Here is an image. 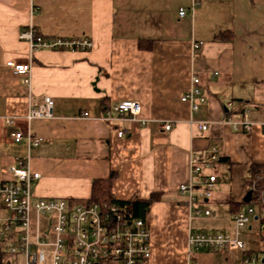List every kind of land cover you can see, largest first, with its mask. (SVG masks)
Here are the masks:
<instances>
[{
  "label": "crops",
  "instance_id": "obj_1",
  "mask_svg": "<svg viewBox=\"0 0 264 264\" xmlns=\"http://www.w3.org/2000/svg\"><path fill=\"white\" fill-rule=\"evenodd\" d=\"M31 27L41 37L88 40L93 48L41 49L31 55L22 39ZM8 62L32 64L30 86ZM194 74L207 98L197 114L181 100ZM45 98L53 100V118L28 121L29 110ZM124 100L141 103L148 127L103 120ZM229 102L234 109H226ZM241 104L248 106L255 128L249 137L260 138L264 153V0H0V183L13 178L8 171L21 159L41 175L32 183L35 197L88 200L93 182L112 173L118 174L113 184L118 200L157 195L146 220L151 257L145 264H242L239 252L190 255L188 238L232 233L234 215L246 209L251 170L262 164L233 179L230 193L217 199L218 179L206 201L210 217L194 216L179 190L200 182L190 172L191 157L230 136L231 127L223 122L240 120ZM200 122L208 123L206 132L199 130ZM165 123L175 125L170 133L159 128ZM16 131L44 143L18 144L12 139ZM219 148L226 159L219 164H233ZM212 203L229 206L230 224ZM260 229L261 224L258 239Z\"/></svg>",
  "mask_w": 264,
  "mask_h": 264
},
{
  "label": "built area",
  "instance_id": "obj_2",
  "mask_svg": "<svg viewBox=\"0 0 264 264\" xmlns=\"http://www.w3.org/2000/svg\"><path fill=\"white\" fill-rule=\"evenodd\" d=\"M185 16L186 10H180L179 17ZM22 39L29 42L31 55L41 49L90 51L93 48V43L88 40L36 36L32 27L22 33ZM202 45L194 44V50H199ZM7 65L24 77V82L30 86L31 63L8 62ZM181 100L189 104L192 114L199 113L207 103L201 89V80L196 74L191 78L190 90ZM240 106L243 108L241 119L228 118L223 124L229 125L236 133H251L253 124L249 121L248 106ZM226 109H234V103H227ZM53 116V100L45 98L38 107L29 110L27 119H51ZM84 116L88 117L89 114L85 113ZM103 120L106 123L128 120L139 122L143 127H148L151 123L142 117V105L136 100L118 102L106 112ZM6 123L13 122L8 119ZM174 126L165 123L160 124L159 128L170 133ZM198 128L201 132H206L209 125L200 122ZM118 135L122 138L125 132L121 131ZM12 139L18 144L26 142L29 148L39 147L44 143L43 138L18 131L12 133ZM221 160L217 145L210 146L190 159V172L199 176L200 182L182 184L179 190L183 196L188 197L194 216L212 215L206 201L216 189L218 178L212 172ZM8 172L13 178L0 183V206L7 212V217L0 219V250L4 255L0 264H145L150 259L151 234L146 220L126 214L115 204L35 197L32 183L39 181L41 175L32 172L27 161L16 160V165ZM259 190L256 183H250L246 189L245 196L252 192L251 202L246 205L245 210H239L234 215L232 233L190 234L189 254L203 251L239 252L243 254L242 264H264V252L263 255L252 253L246 240L252 222L256 220L261 223L258 211L264 212V190L258 192Z\"/></svg>",
  "mask_w": 264,
  "mask_h": 264
},
{
  "label": "rangeland",
  "instance_id": "obj_3",
  "mask_svg": "<svg viewBox=\"0 0 264 264\" xmlns=\"http://www.w3.org/2000/svg\"><path fill=\"white\" fill-rule=\"evenodd\" d=\"M252 133H255V128ZM252 133H236L230 128V136L227 139L217 142L219 145L218 147H221L222 150L229 153L228 155L232 158L233 164L223 163L218 165L219 168L216 171V175L219 179V188L218 191L215 192V198H222L224 195L230 193V187L233 179L240 178V176L248 174L249 169L253 167V165L258 163L264 165V153L261 150L263 143L260 145V141H258L260 138L255 140L254 138L252 139L249 137ZM249 185L247 187H249ZM212 207L226 212V216L229 221L228 223L230 224V219L228 217L229 206L214 204ZM258 214L263 217V212L258 211ZM6 217L7 213L1 210L0 219H5ZM252 225L254 228L253 231L248 232L247 234L248 245L252 249L264 251V242L257 238L260 222L255 221Z\"/></svg>",
  "mask_w": 264,
  "mask_h": 264
},
{
  "label": "trees",
  "instance_id": "obj_4",
  "mask_svg": "<svg viewBox=\"0 0 264 264\" xmlns=\"http://www.w3.org/2000/svg\"><path fill=\"white\" fill-rule=\"evenodd\" d=\"M36 36H39L36 34ZM220 39L224 38V35H220ZM222 162L226 161V159L221 160ZM264 165H259L251 170V182L256 183L258 188L260 189L258 192L264 190ZM118 174L112 173L108 178L98 179L93 182L92 186V195L91 198L87 201L90 203H110L118 205L122 211L126 214L134 217L147 220V216L150 210V207L158 198L157 195L152 196L149 199H139L133 198L130 200L122 201L118 200L113 194V184L114 181L117 179ZM73 201H83V200H73ZM243 205H247L245 202L242 203ZM261 229H260V240L264 242V212L263 217H261ZM251 251V250H250ZM252 253H256L254 250L251 251ZM4 255L0 250V262L2 261Z\"/></svg>",
  "mask_w": 264,
  "mask_h": 264
},
{
  "label": "water",
  "instance_id": "obj_5",
  "mask_svg": "<svg viewBox=\"0 0 264 264\" xmlns=\"http://www.w3.org/2000/svg\"><path fill=\"white\" fill-rule=\"evenodd\" d=\"M252 192H248V194L244 197V202L249 204L251 202ZM257 219V218H256Z\"/></svg>",
  "mask_w": 264,
  "mask_h": 264
}]
</instances>
